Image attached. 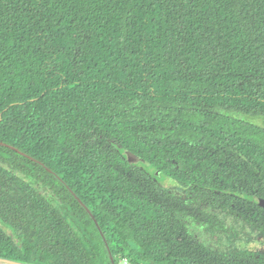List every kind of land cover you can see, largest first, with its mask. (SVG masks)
Masks as SVG:
<instances>
[{
    "label": "trees",
    "instance_id": "obj_1",
    "mask_svg": "<svg viewBox=\"0 0 264 264\" xmlns=\"http://www.w3.org/2000/svg\"><path fill=\"white\" fill-rule=\"evenodd\" d=\"M262 200L264 0H0V259L262 264Z\"/></svg>",
    "mask_w": 264,
    "mask_h": 264
},
{
    "label": "flooded vegetation",
    "instance_id": "obj_2",
    "mask_svg": "<svg viewBox=\"0 0 264 264\" xmlns=\"http://www.w3.org/2000/svg\"><path fill=\"white\" fill-rule=\"evenodd\" d=\"M41 193H43L46 197H48V199H50V196H51V190H46V188H41L40 190ZM51 200V199H50ZM68 222L70 224L73 225V220L72 219H67ZM0 225H1V222H0ZM6 231L8 232H12L15 239H17L18 241H15L14 242L16 243V245L18 247L21 248V245H24V242L26 239L28 240H35L37 239V237L39 236V233H38V227L35 228V229H31V228H21L18 232H17V235L10 229H6ZM27 231V232H26ZM36 231V232H35ZM25 234V235H24ZM10 235V234H9ZM86 236V238H85ZM85 236H82V234L78 235L77 237L80 238V241L81 243L84 245L85 247V253L87 254L88 256V259L91 264H106L107 262H105L104 260L102 261L101 259H98L99 258V254L97 252H93L91 251V246L92 245H88V244H85L86 241L89 242V239H91L90 235L89 234H86ZM76 237V236H75ZM73 237V239L75 238ZM76 237V238H77ZM262 239L258 240L257 241V247L255 246V249L254 250H250L249 252H251L253 254V259L254 262H259V263H262L264 264V250L262 249L264 247V237H261ZM12 239V238H11ZM84 239L85 242L82 240ZM76 240V239H74ZM263 240V241H262ZM262 241V242H261ZM34 245V244H33ZM259 247H261V249H258ZM86 249H89V250H86ZM109 250V248H108ZM109 256H110V261H111V264H129L128 262L126 261H123V263H121L122 261H118V262H115V257L113 256V254L111 253V251L109 250ZM83 258V257H82ZM82 258L80 259L81 263L83 264V261H82ZM5 260V259H4ZM11 261V260H9ZM12 262H15V263H18V264H33V263H26V262H19V261H12ZM5 263V262H3ZM8 264H12V263H8Z\"/></svg>",
    "mask_w": 264,
    "mask_h": 264
},
{
    "label": "rangeland",
    "instance_id": "obj_3",
    "mask_svg": "<svg viewBox=\"0 0 264 264\" xmlns=\"http://www.w3.org/2000/svg\"><path fill=\"white\" fill-rule=\"evenodd\" d=\"M166 188L178 194L182 193L180 189H178L176 186H173V185H170V186L168 185L166 186ZM66 213L67 211L64 214ZM238 227H239L238 229L239 232H236L235 234L224 237L222 239L218 238L215 240L213 244L215 246H217L218 244L217 247L225 251H231L234 249H246V248H251L253 246L257 247V245L259 244V243L257 244V241L262 239L261 237H264L260 235L259 233H257L256 231H253L251 227L245 224L243 225L239 224ZM218 248L215 247V249H218ZM258 249H261V247H259ZM0 264H8V263H0Z\"/></svg>",
    "mask_w": 264,
    "mask_h": 264
},
{
    "label": "water",
    "instance_id": "obj_4",
    "mask_svg": "<svg viewBox=\"0 0 264 264\" xmlns=\"http://www.w3.org/2000/svg\"><path fill=\"white\" fill-rule=\"evenodd\" d=\"M118 150L121 153V155H123L130 163H132L134 165H140L141 163L145 162L141 157H139L138 155L134 154L131 151H127L125 148L118 147ZM154 173L160 174V172L158 170H156V169H154ZM169 180H170V178H169ZM166 181H168L167 177L164 178L163 182H166ZM244 197H247L249 199H252V200L256 201V198H254L253 196L244 195ZM260 205L264 208V200L261 201ZM9 234H10V237L13 240L18 241L17 239H15V237H14L12 232H9ZM262 249L264 250V247ZM0 262L18 264V263L9 261V260H4V259H0ZM114 264H116V263H114Z\"/></svg>",
    "mask_w": 264,
    "mask_h": 264
}]
</instances>
